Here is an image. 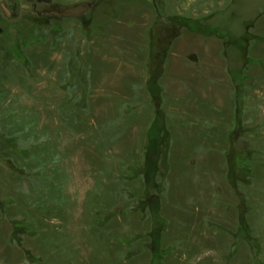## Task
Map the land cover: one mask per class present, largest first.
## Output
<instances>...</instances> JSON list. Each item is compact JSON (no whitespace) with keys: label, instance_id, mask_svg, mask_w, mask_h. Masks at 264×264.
Returning <instances> with one entry per match:
<instances>
[{"label":"rangeland","instance_id":"1","mask_svg":"<svg viewBox=\"0 0 264 264\" xmlns=\"http://www.w3.org/2000/svg\"><path fill=\"white\" fill-rule=\"evenodd\" d=\"M0 264H264V0H0Z\"/></svg>","mask_w":264,"mask_h":264},{"label":"trees","instance_id":"2","mask_svg":"<svg viewBox=\"0 0 264 264\" xmlns=\"http://www.w3.org/2000/svg\"><path fill=\"white\" fill-rule=\"evenodd\" d=\"M171 20H173L174 22H178V23H180V24H185V25H187V26H190V27H192L193 29L196 27L194 24H196V23H193V22H190V21H183V19L181 18V17H173Z\"/></svg>","mask_w":264,"mask_h":264}]
</instances>
